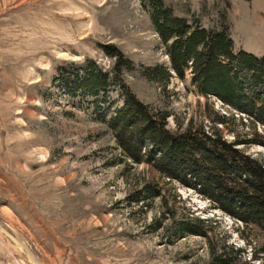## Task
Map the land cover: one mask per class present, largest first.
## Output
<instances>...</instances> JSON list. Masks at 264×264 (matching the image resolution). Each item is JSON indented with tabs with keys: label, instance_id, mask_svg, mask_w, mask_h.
Segmentation results:
<instances>
[{
	"label": "rangeland",
	"instance_id": "obj_1",
	"mask_svg": "<svg viewBox=\"0 0 264 264\" xmlns=\"http://www.w3.org/2000/svg\"><path fill=\"white\" fill-rule=\"evenodd\" d=\"M163 2L191 24L226 30L233 52L264 56V0ZM148 7L149 0H0V264H212L204 239L173 235L174 220L192 217L208 222L217 250L227 241L244 253L242 262L264 264L255 228L146 165L112 163L122 153L100 117L110 102L112 111L123 106L120 87L104 102L103 93L78 90L74 98L65 86L59 71L72 63L94 60L110 71L102 47L112 45L135 65L124 72L126 84L153 110L170 113L172 131L191 120L210 127L218 112L236 118L235 136H251L247 114L200 94L189 72L167 88L144 76L146 68L170 66ZM256 130L264 134L263 126ZM247 151L264 160V146ZM148 182L170 211L158 198L147 199V210L132 200Z\"/></svg>",
	"mask_w": 264,
	"mask_h": 264
},
{
	"label": "trees",
	"instance_id": "obj_2",
	"mask_svg": "<svg viewBox=\"0 0 264 264\" xmlns=\"http://www.w3.org/2000/svg\"><path fill=\"white\" fill-rule=\"evenodd\" d=\"M164 5L163 0H149L148 8L154 28L166 46L170 66L146 68L144 76L167 88L172 77L186 80L190 73L191 85L200 94L214 95L247 114L252 121L251 136H235L231 125L236 118L232 120L218 112L214 117L209 115L210 127L191 120L187 127L178 124V130L172 131L167 122L170 113L153 110L126 84L124 72L133 71L135 65L112 45L102 47L113 60L110 71L87 60L83 65L61 67V77L74 98L82 90V95L96 98L103 93L107 102L110 88L120 87L123 106L112 111L114 103L110 102L100 117L114 133L122 153L121 159L112 160L113 164L146 165L162 178L194 190L210 201L213 209L247 228H255L262 235L259 244L264 251V160L247 151L250 146H264V134L256 130L258 125L264 127V56L259 58L243 50L233 52L234 42L226 30L209 31L191 24ZM229 135L236 138L231 140ZM133 195L136 204L143 200V209H149V202L158 198L170 211L162 190L151 182L137 188ZM162 223L156 222L155 228ZM172 224L176 237L204 239L210 246L212 264H248L241 260L244 253L227 241L223 249L217 250L206 220L192 217L174 220Z\"/></svg>",
	"mask_w": 264,
	"mask_h": 264
},
{
	"label": "crops",
	"instance_id": "obj_3",
	"mask_svg": "<svg viewBox=\"0 0 264 264\" xmlns=\"http://www.w3.org/2000/svg\"><path fill=\"white\" fill-rule=\"evenodd\" d=\"M235 49V48H234ZM241 50H239V52H240ZM236 52H238V51H236Z\"/></svg>",
	"mask_w": 264,
	"mask_h": 264
}]
</instances>
